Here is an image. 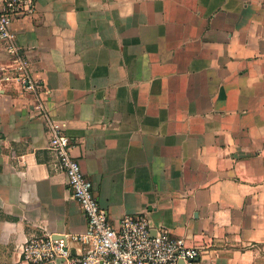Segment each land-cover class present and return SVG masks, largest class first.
<instances>
[{
    "label": "crops",
    "instance_id": "crops-1",
    "mask_svg": "<svg viewBox=\"0 0 264 264\" xmlns=\"http://www.w3.org/2000/svg\"><path fill=\"white\" fill-rule=\"evenodd\" d=\"M11 27L45 114L0 87V264H63L23 241L86 228L50 119L112 225L146 213L189 264H264V0H35Z\"/></svg>",
    "mask_w": 264,
    "mask_h": 264
},
{
    "label": "built area",
    "instance_id": "built-area-1",
    "mask_svg": "<svg viewBox=\"0 0 264 264\" xmlns=\"http://www.w3.org/2000/svg\"><path fill=\"white\" fill-rule=\"evenodd\" d=\"M35 0H0V39L7 59L0 62V87L15 83L34 97L35 107L45 114L43 85L30 68V61L17 42L11 23L20 14L33 12ZM48 147L55 155V164L66 176V184L86 216L83 232L54 237L51 232L28 237L21 245V257L30 263L63 264H187L199 255L195 245L167 229L155 228L146 213L124 214L116 226L100 206L91 182L71 152L70 137L62 124L48 120ZM78 243L72 252L68 240Z\"/></svg>",
    "mask_w": 264,
    "mask_h": 264
},
{
    "label": "water",
    "instance_id": "water-1",
    "mask_svg": "<svg viewBox=\"0 0 264 264\" xmlns=\"http://www.w3.org/2000/svg\"><path fill=\"white\" fill-rule=\"evenodd\" d=\"M54 237H58V236H63V235H60V234H53ZM177 264H187L183 259H179Z\"/></svg>",
    "mask_w": 264,
    "mask_h": 264
}]
</instances>
